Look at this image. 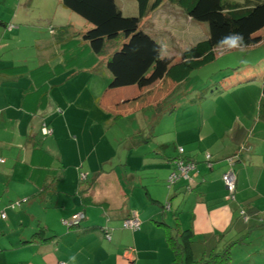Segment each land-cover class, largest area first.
<instances>
[{
	"label": "crops",
	"instance_id": "0c3cea01",
	"mask_svg": "<svg viewBox=\"0 0 264 264\" xmlns=\"http://www.w3.org/2000/svg\"><path fill=\"white\" fill-rule=\"evenodd\" d=\"M30 3L43 12L45 19L40 21L55 27L71 24L63 15L57 20L63 24H53L52 1L0 0V205L5 197L8 202L25 199L10 209L19 210L8 223H0V264H70L72 255L75 264H173L166 240L171 227V234L191 230L190 254L195 260L220 251L228 239L243 238V227L257 221L245 223L239 207L258 216L252 208L264 158V122L258 110L253 118L224 122L230 131L218 130L217 135L207 118L177 130L175 124L181 122H175L171 136L164 138V129L158 131L154 121L161 124L166 112L157 118L159 114L140 115L139 110L157 107L165 96L144 98L151 86L107 90L108 80L97 76L98 59L81 40L84 30L75 32L71 42L55 43L50 31L34 28L42 24L32 26ZM118 117L133 121L126 130L133 131L126 135L130 143L124 148L118 146V138L104 137ZM43 122L52 130L50 136H42ZM202 136L212 142L196 144L198 137L205 140ZM245 144L250 150L235 167L236 201L230 203L221 181L226 170L221 162ZM180 147L196 167L189 180L180 179L167 189L166 178L174 169L171 161ZM201 149L215 158L211 168L205 166ZM79 173L86 175L84 181ZM166 203L169 209L164 211L161 206ZM74 213L84 214L80 227L66 229L62 220ZM134 214L141 221L140 231L123 229L122 221ZM104 228L110 241L101 232ZM40 230L47 240L32 237Z\"/></svg>",
	"mask_w": 264,
	"mask_h": 264
},
{
	"label": "rangeland",
	"instance_id": "374dc122",
	"mask_svg": "<svg viewBox=\"0 0 264 264\" xmlns=\"http://www.w3.org/2000/svg\"><path fill=\"white\" fill-rule=\"evenodd\" d=\"M46 1L53 2L54 19L56 20L55 22L53 21V24H63L57 22V20H61V15H63L65 16V20H67L65 22L73 23L76 31L84 30L82 25H86V22L76 13L64 8L60 0ZM186 1L188 3V0H185V3ZM228 1L242 4L245 0ZM117 2L120 6H123L124 16H136L134 0H117ZM8 3L12 4L13 0H8ZM30 7V22H32V26L33 24H42L41 27L34 25L36 26L34 28H40L39 30L44 33H49V22L40 21L39 19L40 17L45 19L43 12L41 11L40 13L39 9L35 5H31V3ZM142 27L144 28L143 30L152 32L155 35L162 49L161 55L168 58L172 57V66L175 69L180 65L181 54L196 43L206 40L208 36L206 23L189 20L181 7L168 2H163L142 23ZM257 35L262 37V42L255 46L247 47L243 51L229 50L225 46H222L214 50L212 59L206 60L191 70L181 81H175L170 76L164 78L163 82H157L152 85L148 90L151 92L147 95L145 94L144 98L149 97L152 99L155 95L157 98L162 97L163 99L164 96L165 98L160 101L161 104L158 109H156V105L155 108L150 106L144 107L142 110H139V114L152 115L159 112L161 114L165 111L167 116H164L165 120H160L161 124L158 123V119L154 121V127L157 130L161 131L164 129L162 132L165 133L161 135L164 138L171 136L170 130H174L173 125L175 122H181L179 126L175 124V130H177L182 126L195 124L198 120L203 119L205 122L207 118H211V123H213L216 130L215 134L217 135L218 132H221L218 130H223L224 132L230 131V126L227 129L223 127L224 122L231 123L233 119L234 121L242 120L239 117L244 118V116H251L253 118L257 115L261 95V79L264 73V28ZM106 58V56L97 57V67L100 68H97V76L104 82L108 80V85L110 74L105 67ZM172 106H174V109ZM201 114L204 117L198 116ZM132 122L130 118L127 119L125 117H118L117 120H112L109 127L111 130L106 132L104 137L109 140L118 138V146L120 148L126 147L127 143H130V139L126 135L133 133V131L127 132L126 130L131 129ZM198 126V129H200L202 123ZM152 128L153 125L151 123L150 129ZM204 132L206 136V130ZM203 138L205 137L202 136ZM210 143H208L207 138L201 141L200 137H198L196 140V144L208 145ZM204 153L203 151L201 155L204 156ZM125 155L126 153H124ZM262 159L263 173L258 186V196L257 199L254 198L252 203V208L257 210L258 213L256 212V214L258 216L254 215L251 219H255L257 224L252 222L249 225L242 226V239L237 234V237L227 240L226 244L230 242L232 244L230 247L229 264H264V158ZM214 160L215 158H212V163ZM221 163L227 169L229 164L228 159L224 158ZM256 165L260 166V162ZM205 166L207 165L205 164ZM5 198L6 201H1L2 203L4 202V205H0V213L3 211L6 215V218L0 222L3 224L8 223L9 216L19 210H10L8 208L9 204L17 202V199H11L8 202L7 199L9 197ZM235 201L234 199L228 202L233 203ZM158 221L157 223L160 224L161 220L158 219ZM173 222V214H170L168 224L172 226ZM159 226L162 230L169 232V228L162 225ZM172 228L170 233L173 232ZM234 241L237 242L234 244Z\"/></svg>",
	"mask_w": 264,
	"mask_h": 264
},
{
	"label": "trees",
	"instance_id": "16d2710c",
	"mask_svg": "<svg viewBox=\"0 0 264 264\" xmlns=\"http://www.w3.org/2000/svg\"><path fill=\"white\" fill-rule=\"evenodd\" d=\"M134 2L136 16H124L123 11L119 8L117 0H60L64 8L76 13L89 24L84 31H79L81 40L85 43L86 48L95 58L100 56L107 57L105 60V67L110 74L107 90L127 86H136L139 89L149 88L155 83L170 76H172L175 81H181L191 70L201 65L206 60L212 59L214 50L222 47L218 46V41L231 32L243 34L246 48L262 42V37L258 36L257 33L264 28V0H245L242 4L232 3L228 0H188V3L187 1L185 3V0H134ZM163 2L181 7L189 20L206 23L208 27V36L206 40L198 42L184 51L181 54L180 65L176 67V69L172 66V57L168 58L161 55L162 49L156 40L157 38L155 39L146 33L142 27V23L147 20ZM48 26L55 43H61L64 40L66 42H71L73 41L75 32L76 34L78 33L72 24L57 27L50 24ZM159 106L160 104L157 105L156 109H158ZM158 114L157 118L161 116L160 112ZM258 118L264 122V73L261 79ZM43 127L50 129L44 122L42 123V128ZM42 128V136L47 137L52 134L44 135L42 133ZM249 150L250 146L242 145L236 153L226 157L227 159L231 158L233 164L232 166L228 165L224 173L229 168H232L236 174V165L242 162L240 161L242 155ZM206 154L210 155V153L205 152L204 159ZM178 159L193 162L187 157H184V153L180 155L178 152V157L171 161L173 167L174 162ZM204 161L207 165L206 160ZM0 162H2V160ZM193 164L195 166V162H193ZM210 164L212 167L211 155ZM206 167L211 168L208 167V165ZM166 187L167 189H171V187L167 186V183ZM225 191L228 195L226 189ZM24 201L25 199L12 202L9 204L8 208L15 209ZM167 205L168 203L162 205L161 209L165 211ZM241 209H243L245 215L248 217V221L246 222L248 224L251 217L254 215L248 214L246 208ZM2 213L3 211L1 214ZM240 218L242 219L241 216ZM69 219L62 220V225L66 229L80 227L81 221L72 227L65 225L64 222ZM93 229L94 227L87 230ZM140 229L137 231H140ZM107 230L106 228L101 229L104 237ZM107 233L109 234V231H107ZM192 234L193 233L189 229H178L174 234L170 232L167 234L166 240L169 249L173 253V264H229L231 242L226 244L220 251L213 250L197 260L193 259L190 254V245L193 242ZM32 237L35 239L40 238L42 241L48 239L42 238V230L34 233ZM237 241H234V244Z\"/></svg>",
	"mask_w": 264,
	"mask_h": 264
},
{
	"label": "built area",
	"instance_id": "2783aa9c",
	"mask_svg": "<svg viewBox=\"0 0 264 264\" xmlns=\"http://www.w3.org/2000/svg\"><path fill=\"white\" fill-rule=\"evenodd\" d=\"M8 26H9L8 28H11V25H8ZM42 133L44 135H48V134H51L52 132L50 129L43 127ZM178 152L180 155H182L184 153V151L181 147L178 148ZM205 160L207 162L208 167H211L209 154H206ZM228 163H229L228 164L229 166H232L233 161L231 158L228 159ZM194 169H195V166H194L193 162L184 161L183 159L176 160L174 162V170L171 171V173L167 177V180H166L167 186L173 187L180 179L189 180L190 179V172L193 171ZM85 178H86V175L84 173L79 174V179L81 181H84ZM222 181H223L225 189L228 192V195L226 196V200L227 201L234 200L235 199V196H234V194H235V182H236L235 171L232 168H229L222 175ZM166 208L168 209L169 206L167 205ZM238 213H239V216L242 217V220L246 223L248 221V217L245 215L243 209H241L239 207ZM0 217H1V219H5L6 218L5 213H2ZM83 218H84L83 213H75L71 216V218L68 221H65L64 223L68 227H72V226L77 225ZM140 226H141V221L138 218V216H136V215H133V216L125 219L123 224H122L123 229H128V230H131L133 232L139 230ZM105 239L108 241L110 240V236L108 235L107 231L105 233ZM127 255L129 257L132 256V254H130V253H127ZM59 264H65V263L61 262Z\"/></svg>",
	"mask_w": 264,
	"mask_h": 264
},
{
	"label": "clouds",
	"instance_id": "9594fccd",
	"mask_svg": "<svg viewBox=\"0 0 264 264\" xmlns=\"http://www.w3.org/2000/svg\"><path fill=\"white\" fill-rule=\"evenodd\" d=\"M218 46H225L229 50L243 51L246 48L245 38L242 33L231 32L218 41ZM169 206V204H168ZM76 256L69 257L70 264H75Z\"/></svg>",
	"mask_w": 264,
	"mask_h": 264
}]
</instances>
